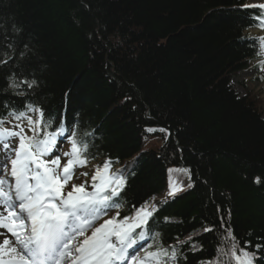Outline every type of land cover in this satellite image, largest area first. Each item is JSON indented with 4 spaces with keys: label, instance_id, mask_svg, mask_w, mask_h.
<instances>
[{
    "label": "trees",
    "instance_id": "16d2710c",
    "mask_svg": "<svg viewBox=\"0 0 264 264\" xmlns=\"http://www.w3.org/2000/svg\"><path fill=\"white\" fill-rule=\"evenodd\" d=\"M245 4L0 0V59L14 58L0 65V116L7 115L4 103L9 110L38 105L94 131L96 158L131 160L122 202L130 211L164 198L154 230L183 254L178 264L216 257L229 226L251 251L264 244V182L255 183L264 181V112L258 94L242 96L231 81L261 62L264 50L249 33L260 28L258 10ZM10 77L36 79L37 87H22L26 95L18 97ZM160 129L168 137L145 149L146 137ZM169 169L190 170L194 186L167 197ZM257 255L264 257V248Z\"/></svg>",
    "mask_w": 264,
    "mask_h": 264
},
{
    "label": "snow or ice",
    "instance_id": "6c2138e0",
    "mask_svg": "<svg viewBox=\"0 0 264 264\" xmlns=\"http://www.w3.org/2000/svg\"><path fill=\"white\" fill-rule=\"evenodd\" d=\"M242 7L258 10L255 23L264 30V3ZM250 39L257 51L264 50V37ZM13 59H0V65ZM259 67L264 71V62ZM22 87L34 90L37 80L9 78L8 89L16 96L26 95L18 91ZM2 106L7 115L0 116V264H178L183 254L176 245L164 246L161 233L154 230V204L133 205L130 215L121 216L127 170L114 169L118 161L110 157L101 165L91 164L97 155L94 131L82 130L79 120L69 123L63 115H47L32 103L23 109ZM173 171L185 172L190 181L186 187L194 186L190 170L169 169ZM262 182L255 178V183ZM169 188L168 195L174 197L183 185L170 176ZM226 223L221 217V228ZM203 232L213 228L204 227ZM218 244L227 247H217L216 257L200 264H254L264 259L257 255L264 244L256 243L250 251L251 242L241 246L230 226Z\"/></svg>",
    "mask_w": 264,
    "mask_h": 264
},
{
    "label": "rangeland",
    "instance_id": "374dc122",
    "mask_svg": "<svg viewBox=\"0 0 264 264\" xmlns=\"http://www.w3.org/2000/svg\"><path fill=\"white\" fill-rule=\"evenodd\" d=\"M264 0H250L251 4H257V3H262ZM254 31H251L252 34ZM258 34H261L264 36V31L263 32H258ZM232 87L240 94V95H246L247 93H255L260 96V99L262 100L261 102V107L262 111L264 112V71L260 70L257 66L243 72L240 74L238 77H235L232 82ZM18 121H13V123H17ZM31 133H29L30 135ZM167 136V134H164ZM163 143V138L160 135H152L148 136L145 139L144 147L145 149H155ZM67 147V145H65ZM63 162V161H62ZM96 165H101L103 164L102 162L95 163ZM178 170V169H176ZM184 172L182 171H173L171 173V177H176V178H182L183 180V175ZM114 214V213H113ZM107 217H105L106 219ZM102 222V221H101ZM198 249V246L196 248Z\"/></svg>",
    "mask_w": 264,
    "mask_h": 264
},
{
    "label": "bare ground",
    "instance_id": "6f19581e",
    "mask_svg": "<svg viewBox=\"0 0 264 264\" xmlns=\"http://www.w3.org/2000/svg\"><path fill=\"white\" fill-rule=\"evenodd\" d=\"M0 231H2V230H0Z\"/></svg>",
    "mask_w": 264,
    "mask_h": 264
}]
</instances>
